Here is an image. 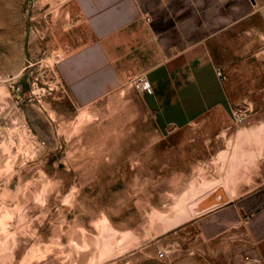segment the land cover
<instances>
[{
  "label": "rangeland",
  "instance_id": "obj_1",
  "mask_svg": "<svg viewBox=\"0 0 264 264\" xmlns=\"http://www.w3.org/2000/svg\"><path fill=\"white\" fill-rule=\"evenodd\" d=\"M101 1L0 0V264H135L160 252L165 264H264V197L238 221L226 214L223 233H202L200 218L228 195L264 192V118L249 116L264 114V39L259 56L234 58L260 89L234 110L257 119L234 120L185 154L184 130L163 134L144 107L141 74L94 98L70 91L63 64L90 39L87 15ZM142 1L176 20L163 24L169 38L206 33V21L180 26L177 0Z\"/></svg>",
  "mask_w": 264,
  "mask_h": 264
},
{
  "label": "crops",
  "instance_id": "obj_2",
  "mask_svg": "<svg viewBox=\"0 0 264 264\" xmlns=\"http://www.w3.org/2000/svg\"><path fill=\"white\" fill-rule=\"evenodd\" d=\"M110 1L95 4L92 16L87 15L90 39L63 64L62 71L74 97L94 98L131 74L145 75L152 91H140L144 107L163 134L184 130L185 154L187 148L202 146L200 141L206 134L234 126L233 106L258 102L260 89L245 83L256 77L245 74L244 63L235 65L238 61L234 58L261 53L257 42L264 39V0H177L180 26L198 29L199 22L206 21L202 24L207 26L206 33L191 40L185 33L179 35V40L169 38L163 24L176 20L169 15L161 21L155 11L148 12L151 9L142 0H115L108 4ZM146 13L152 16L150 20ZM221 20L215 28V21ZM197 29L190 34H199ZM240 39L252 40L251 47L232 50L228 46L229 40ZM257 64L252 61L249 71H258ZM219 70H223L225 79H221ZM261 78L264 86V76ZM253 115L264 118L262 112L249 116ZM191 169L196 171L198 167L193 164ZM263 197L264 192L260 195L254 191L242 197L228 195L225 206L200 217L208 218L202 222V228L208 227V231L202 233L225 232L226 214L231 213L238 221L255 213L254 201ZM216 219L222 228L217 225L216 230H209ZM135 264L165 263L153 254ZM191 264L217 263L191 257Z\"/></svg>",
  "mask_w": 264,
  "mask_h": 264
},
{
  "label": "built area",
  "instance_id": "obj_3",
  "mask_svg": "<svg viewBox=\"0 0 264 264\" xmlns=\"http://www.w3.org/2000/svg\"><path fill=\"white\" fill-rule=\"evenodd\" d=\"M219 76L221 77V79H225L226 75L223 72V70H219L218 71ZM133 84L134 87L138 90V91H142V92H147V91H152V85L151 83L147 80L145 75H139L138 77H136L133 80ZM263 101H264V97H263ZM234 120L241 124L242 122H244L246 120V113L244 110V107H237L234 110ZM159 256L163 259L165 258V254L164 252H160Z\"/></svg>",
  "mask_w": 264,
  "mask_h": 264
}]
</instances>
